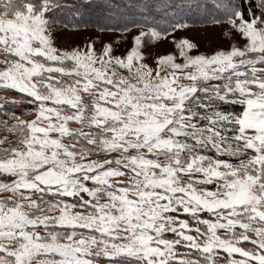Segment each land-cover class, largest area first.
<instances>
[{
	"label": "snow or ice",
	"instance_id": "obj_1",
	"mask_svg": "<svg viewBox=\"0 0 264 264\" xmlns=\"http://www.w3.org/2000/svg\"><path fill=\"white\" fill-rule=\"evenodd\" d=\"M112 7L0 0V264H264V0Z\"/></svg>",
	"mask_w": 264,
	"mask_h": 264
},
{
	"label": "rangeland",
	"instance_id": "obj_2",
	"mask_svg": "<svg viewBox=\"0 0 264 264\" xmlns=\"http://www.w3.org/2000/svg\"><path fill=\"white\" fill-rule=\"evenodd\" d=\"M153 15L156 16V11H153ZM176 12V11H175ZM177 13H179L180 15H184L186 17H188L190 20H194L196 18L199 17L200 15V10L197 8V10H193L191 8L188 9H181L180 11H177ZM164 14H162L161 17H163ZM157 17V16H156ZM160 18V17H159ZM97 32V30H93V29H87L84 31H81L79 33H61L60 35L63 37V39H61L59 41L60 46L62 47H68L69 45L75 46L77 44L82 43L83 41H87L89 38L93 37L94 34ZM188 35L193 38L194 42H198L201 45V51H207V52H211L212 50V45L214 43V41L217 39V37L210 31L202 29L200 27H196L193 28ZM239 43H242V41H238ZM123 50V48H121V51ZM156 51H171V45H167L164 47H157ZM4 59V57L2 55H0V60ZM16 99L18 98V96H16L15 94L11 93V92H3L0 91V104H2L4 102V99ZM19 107H24V108H28V107H32L30 105L24 104V105H20ZM22 119H30V116L24 115L21 116ZM4 194H0V196H2Z\"/></svg>",
	"mask_w": 264,
	"mask_h": 264
},
{
	"label": "trees",
	"instance_id": "obj_3",
	"mask_svg": "<svg viewBox=\"0 0 264 264\" xmlns=\"http://www.w3.org/2000/svg\"><path fill=\"white\" fill-rule=\"evenodd\" d=\"M71 0H69V3ZM173 5H180L179 8H172L170 11H180L181 9L191 8L197 10L196 0H170ZM110 3L115 7L98 9L94 12H90L86 17L90 25L88 29L97 30L94 26L97 22L100 23H123L128 19L139 18L140 10L136 7L141 3V0H110ZM156 11V16L159 18L162 16L163 11ZM154 13V12H153ZM152 13V14H153ZM69 18L65 13H59L57 20Z\"/></svg>",
	"mask_w": 264,
	"mask_h": 264
}]
</instances>
